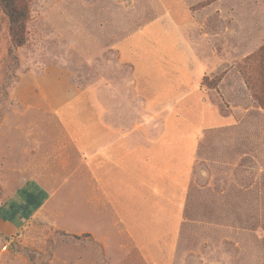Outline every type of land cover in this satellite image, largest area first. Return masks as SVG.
I'll return each instance as SVG.
<instances>
[{"label":"rangeland","instance_id":"1","mask_svg":"<svg viewBox=\"0 0 264 264\" xmlns=\"http://www.w3.org/2000/svg\"><path fill=\"white\" fill-rule=\"evenodd\" d=\"M25 2L21 47L0 4V264H264V0ZM172 22L187 25L174 44ZM132 34L150 70L162 40L198 70L166 62L173 108L111 117L115 90H133L118 47ZM111 118L136 138L195 134L188 185L156 159L152 185L96 176Z\"/></svg>","mask_w":264,"mask_h":264},{"label":"crops","instance_id":"2","mask_svg":"<svg viewBox=\"0 0 264 264\" xmlns=\"http://www.w3.org/2000/svg\"><path fill=\"white\" fill-rule=\"evenodd\" d=\"M174 25V33L170 35L169 32L163 33V39H169L176 43L175 38L180 40V36L178 35L179 32L182 31V28L185 25H178L175 22H172ZM187 27V25L185 26ZM185 28H183L184 30ZM134 37V35H127L125 39L119 41L118 47L121 49L122 58L125 61L133 64L134 70L132 73V83H133V90H115L118 98L116 102H111V117H114V108L116 111H120L122 106L125 108H129L131 105L133 108L135 104L137 105L138 101V108L142 111L146 110H153L159 112L160 110H165L167 105L169 108H173L172 105L174 102H165V96L161 98L160 94L164 93L165 90V83L167 78H163L162 75L165 73L161 72V67L164 66L165 70V63L172 61L179 63V67L177 69L181 73H184V76L187 77L189 74L193 72V70H198V66L194 65V62H198V58H196L191 53L183 54V50L181 48L180 53H177L176 56H173V59H170L169 51L170 45L162 40L163 45H158V57L155 56H146L145 58L149 59V65H151L152 69L148 66H143L141 63L142 57L137 53L140 51L137 49L135 45H130L128 42L129 40ZM181 41V40H180ZM176 48V47H175ZM179 52V51H178ZM145 55V54H144ZM197 59V60H196ZM159 68V73L157 72ZM202 67V65H201ZM180 73V75H181ZM179 74V73H178ZM175 80L177 81V76H175ZM171 91V90H170ZM168 91V92H170ZM182 91V90H178ZM176 92V91H175ZM112 95L114 94V90H111ZM112 100V99H111ZM113 101V100H112ZM96 110H98L96 108ZM95 110V111H96ZM159 116L160 114H156ZM102 120V119H101ZM121 124L114 122L113 118L110 121V134L108 138L103 140L102 147L96 151L94 154L95 157V175H98V170H105L103 173L108 174L113 179V173L111 174L110 167L114 166L118 168L120 175L124 176V178L132 176H138L137 174L141 175L140 181L142 183H147V185H152L154 182L153 176L150 174L148 170V166L150 164L151 159H156L159 161L160 165H162L161 173L162 174H171L172 176L175 175L176 178L185 175L184 182L188 185L191 179V172L194 169V162L197 158V150H198V138L195 134L189 135H148L144 137L143 135L140 138H136L132 136L131 132L122 134L121 133ZM139 139L137 142L142 143L140 146H136L135 140ZM96 141V140H95ZM98 158L103 159V163L98 164ZM169 161V162H167ZM167 162V163H166ZM103 165V169H102ZM169 172L166 168H169ZM100 168V169H99ZM122 172H121V171ZM166 170V171H165ZM108 171V172H106ZM117 171V170H116ZM102 173V172H100ZM116 174V173H114ZM175 176H173L175 178ZM110 178V180H111ZM138 178V177H137ZM174 180V179H173ZM172 180V181H173ZM112 182V180H111ZM115 182H112L113 185ZM118 185L121 182H118ZM150 183V184H149ZM173 183H177L175 180ZM159 188L163 190V182L155 183ZM165 184V183H164ZM151 187V186H150ZM155 190L153 193L155 196H160L159 192L161 191L162 194L165 191ZM118 194H123L122 191L118 190ZM153 195V196H154ZM126 197V195H125ZM125 197L123 200H125ZM118 198L122 200L119 196ZM127 198V197H126ZM123 202V201H122Z\"/></svg>","mask_w":264,"mask_h":264},{"label":"trees","instance_id":"3","mask_svg":"<svg viewBox=\"0 0 264 264\" xmlns=\"http://www.w3.org/2000/svg\"><path fill=\"white\" fill-rule=\"evenodd\" d=\"M0 4L10 20L12 43L21 47L25 44L29 10L25 0H0Z\"/></svg>","mask_w":264,"mask_h":264}]
</instances>
